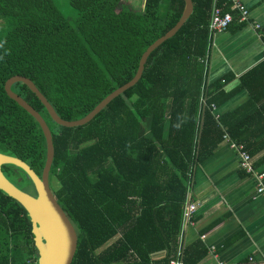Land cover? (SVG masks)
<instances>
[{
    "label": "trees",
    "instance_id": "16d2710c",
    "mask_svg": "<svg viewBox=\"0 0 264 264\" xmlns=\"http://www.w3.org/2000/svg\"><path fill=\"white\" fill-rule=\"evenodd\" d=\"M67 1L72 20L53 0H0V153L23 160L38 176L44 135L7 96L5 81L29 78L60 118L80 119L135 75L141 54L184 8L183 0H142L139 10L127 0ZM192 4L179 30L151 52L137 83L84 125H57L26 85L11 86L51 131L50 185L54 179L53 194L77 233L71 264H198L208 252L204 243L180 242L194 167L225 133L250 155L264 150V103L258 105L264 59L239 77L235 90L245 89L249 99L216 117L211 106L232 96L235 90H224L232 75L206 82L214 0ZM1 169L35 195L23 170ZM37 258L27 212L0 190V264H36Z\"/></svg>",
    "mask_w": 264,
    "mask_h": 264
},
{
    "label": "crops",
    "instance_id": "0c3cea01",
    "mask_svg": "<svg viewBox=\"0 0 264 264\" xmlns=\"http://www.w3.org/2000/svg\"><path fill=\"white\" fill-rule=\"evenodd\" d=\"M244 2L248 20L235 18L226 30L211 35L204 69L208 84L231 74L224 84L227 92L237 88L240 75L264 59V0ZM248 99L245 89L235 90L223 104L215 106L214 113L232 111ZM263 103L264 98L258 105ZM250 156L255 169L264 171V150ZM187 198L195 208L182 221L180 242L182 246L196 239L204 243L208 252L198 264L264 260V196L255 193L254 177L239 167L238 153L226 139L194 167Z\"/></svg>",
    "mask_w": 264,
    "mask_h": 264
},
{
    "label": "water",
    "instance_id": "95a60500",
    "mask_svg": "<svg viewBox=\"0 0 264 264\" xmlns=\"http://www.w3.org/2000/svg\"><path fill=\"white\" fill-rule=\"evenodd\" d=\"M184 8L177 22L162 36L153 41L141 54L135 75L126 83L105 96L90 112L77 120L60 118L34 83L22 75L9 77L4 83L7 96L28 112L39 124L46 143V156L41 175L38 176L23 160L0 153V190L17 201L27 212L38 258L36 264H71L77 246L76 230L58 204L49 181V170L54 156L51 131L41 116L25 99L11 90L17 82L23 83L37 97L54 123L62 127H76L88 123L106 105L140 79L147 58L164 41L171 38L183 25L193 10L192 0H183ZM2 165H14L30 179L35 195L16 187L2 172Z\"/></svg>",
    "mask_w": 264,
    "mask_h": 264
},
{
    "label": "built area",
    "instance_id": "2783aa9c",
    "mask_svg": "<svg viewBox=\"0 0 264 264\" xmlns=\"http://www.w3.org/2000/svg\"><path fill=\"white\" fill-rule=\"evenodd\" d=\"M227 4L229 5V11H224L223 7H225ZM233 12L237 14L238 21L246 22L248 20L249 11H248V8L244 0H225L220 5H218L217 1L214 0V4L212 5V8H211L209 24H208V30H209L210 36L216 32H221L227 29V27L234 20ZM255 27L258 28L259 25H255ZM207 60H208V55L205 56V58L203 59L205 70L207 68ZM211 109L214 113L215 106L212 105ZM214 114L216 115V113ZM223 138L228 141V146L238 153L239 167L243 171H245L247 174L254 177L255 193L259 196H264V171H259L255 169V167L252 164L251 156L245 150L243 144L234 142L233 140L229 138V136L226 133L223 135ZM194 208L195 207L193 203L187 202L183 210L184 211L183 219H187L190 216V214L193 212ZM172 264H182V263L179 261H176V262H173ZM213 264H226V263L217 262ZM243 264H264V260L254 261L252 259H248Z\"/></svg>",
    "mask_w": 264,
    "mask_h": 264
},
{
    "label": "rangeland",
    "instance_id": "374dc122",
    "mask_svg": "<svg viewBox=\"0 0 264 264\" xmlns=\"http://www.w3.org/2000/svg\"><path fill=\"white\" fill-rule=\"evenodd\" d=\"M60 11L66 16L69 20H72L75 16V10L69 4L67 0H53ZM142 0H127V3L130 4V9L139 10L143 7ZM56 181L53 179L51 185H55Z\"/></svg>",
    "mask_w": 264,
    "mask_h": 264
}]
</instances>
